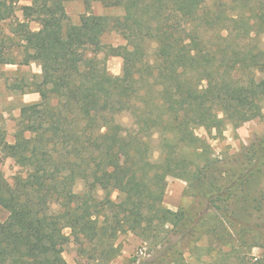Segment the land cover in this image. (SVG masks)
<instances>
[{"label":"trees","instance_id":"obj_1","mask_svg":"<svg viewBox=\"0 0 264 264\" xmlns=\"http://www.w3.org/2000/svg\"><path fill=\"white\" fill-rule=\"evenodd\" d=\"M70 1L87 7L78 23ZM95 2L123 13H94ZM22 9L9 38L22 43L21 58L0 39V65L17 73L36 62L40 73L8 86L39 99L22 104L13 142L0 127V153L30 168L13 181L0 168V264H70L69 244L79 264H112L129 232L144 248L129 264H264V133L224 156L209 141L264 102V0H32ZM13 14L0 0V21ZM112 31L125 42L105 43ZM110 56L122 58L120 74ZM171 175L190 199L177 209L164 203Z\"/></svg>","mask_w":264,"mask_h":264},{"label":"rangeland","instance_id":"obj_2","mask_svg":"<svg viewBox=\"0 0 264 264\" xmlns=\"http://www.w3.org/2000/svg\"><path fill=\"white\" fill-rule=\"evenodd\" d=\"M12 3L14 14L12 20L0 21V39L5 40V44L11 48V51L21 58L22 49L19 48L18 43H21L17 38L16 42H13L10 37L13 36L15 30V20H24L23 9L24 5L31 4L32 0H8ZM66 10L75 23H78L82 14L87 12V7L82 1H70L66 4ZM97 14H109L119 15L123 13L121 8L105 7L100 2L92 4L90 9ZM29 26L33 30H37L40 25L36 20H30ZM105 43H124L125 41L120 35L115 32H109L104 37ZM22 44V43H21ZM108 69L113 74H120L122 69V58L119 56H110L108 58ZM16 64L0 65V127L6 131L7 140L14 141V133L16 131V123L20 116V108L24 102H32L39 99L38 93H26L22 94L18 91L11 90L8 86L9 82H13L16 75L21 77L22 75L30 78L32 74L41 72L40 66L36 62H32L28 65H22L19 71L16 73ZM124 122H129V116H124ZM264 133V102L257 103L255 107V116L245 122L238 128H233L232 125H228L224 131L222 137L215 136V131L210 136L209 141L212 144L216 155L224 156L225 154H232L237 152L243 144L249 143V141L255 135H261ZM197 134L203 137H209L205 128L201 127L197 129ZM159 151L156 149L154 158H158ZM165 166L172 170L174 163L170 161L165 162ZM0 168L3 171L5 177L9 181H13L17 175H25L30 169L28 166H21L15 162L14 159L0 153ZM186 182L175 176H169L166 194L164 197V203L166 206L177 209L183 203L188 202L190 199L184 196V189ZM83 187L82 182H79L76 186V190H81ZM117 193H114L116 197ZM8 211L0 206V221L7 218ZM119 242L122 245L121 254L113 261L112 264H129L131 258L134 256H141L140 253L143 243L142 240L133 233H124L120 236ZM259 249H255L254 253L258 254ZM66 260L70 264H79L78 255L73 244L66 246L64 252Z\"/></svg>","mask_w":264,"mask_h":264}]
</instances>
